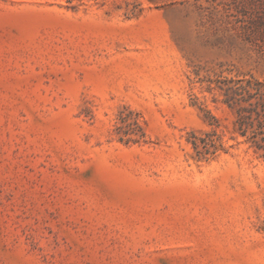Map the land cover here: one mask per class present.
<instances>
[{"label":"rangeland","instance_id":"1","mask_svg":"<svg viewBox=\"0 0 264 264\" xmlns=\"http://www.w3.org/2000/svg\"><path fill=\"white\" fill-rule=\"evenodd\" d=\"M250 79L264 0H0V264H264Z\"/></svg>","mask_w":264,"mask_h":264},{"label":"trees","instance_id":"2","mask_svg":"<svg viewBox=\"0 0 264 264\" xmlns=\"http://www.w3.org/2000/svg\"><path fill=\"white\" fill-rule=\"evenodd\" d=\"M225 96V102L236 108L237 125L241 134L250 132L256 146L264 149V84L250 79L231 93L227 90ZM120 119L121 122L126 121V117ZM132 124L137 127L135 121ZM209 144L213 146L212 141Z\"/></svg>","mask_w":264,"mask_h":264}]
</instances>
